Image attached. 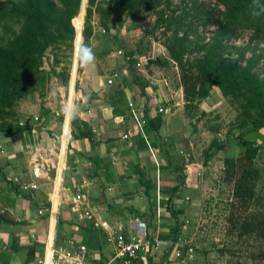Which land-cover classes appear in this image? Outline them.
Listing matches in <instances>:
<instances>
[{
  "label": "rangeland",
  "instance_id": "1",
  "mask_svg": "<svg viewBox=\"0 0 264 264\" xmlns=\"http://www.w3.org/2000/svg\"><path fill=\"white\" fill-rule=\"evenodd\" d=\"M204 1L209 5L208 11L213 9V0ZM127 3L128 1L122 4L120 0H95L90 9L88 1L81 0L78 15L71 20L73 39H58L41 57L38 74L43 78L42 85L38 84L37 90L0 110V122L4 120L12 126L15 138L2 133L0 136L20 140L23 149L19 153L21 162H43L54 172L52 165L57 167L58 163V131L62 126L70 130V118L63 115L62 108L66 103L71 104L75 98L72 89L76 94L79 89V77L83 68L78 66L75 46L83 39L86 10L89 8L91 34L83 42L93 49L97 61L107 67L109 59L120 57L129 69H134L144 85L145 78L149 77L167 109L164 116L172 123L168 146L174 147V150L177 147L175 160L183 177L180 199L174 203L173 209L183 211L178 217L181 224L178 239L183 244L192 246L193 254L174 260L171 253L164 257L165 248L156 254V261L151 263L264 264V237L254 233L240 236L237 226L233 224L232 214L236 213L232 198L233 187L224 177V160L236 158L243 151L236 146L238 135L258 146L260 152L254 160V167L259 174L254 180V198L248 211L241 210L239 213L264 217V129L246 132L245 128H240L241 113L236 101L224 98L218 89H212L203 102L191 107L186 104L182 88L183 74L190 69L193 74L197 72L195 64L200 55L195 53H205L202 47L211 45L217 27L209 24L203 27L196 18L189 17L192 27L187 30V41H191L189 50L194 54L184 57L185 67L178 66L165 50L172 35V27L169 31L166 30L165 19L171 13L175 17L182 15L190 0H179L176 5L173 0H138L132 7ZM214 17L213 15L211 19ZM104 23L107 24L105 28L102 26ZM2 24L1 22L0 36L12 39L3 30ZM13 28L17 30L18 26L14 25ZM183 33L184 30H179L178 36ZM97 34L110 42L107 43L110 50H100L93 44L92 39ZM251 37V31L238 30L223 43L233 47L248 45L264 49V38ZM223 57L235 59L236 54H224ZM245 57H250V52H246ZM254 71L264 77V56ZM34 117L38 120L35 121ZM70 123H77V118H71ZM71 127L73 131L74 126ZM214 141L221 143L223 148L219 151L213 149L208 162L204 163L205 151ZM188 166H191V174L187 172ZM24 171L27 172V169ZM111 256L109 254L104 261L110 260ZM132 264L150 262L146 259Z\"/></svg>",
  "mask_w": 264,
  "mask_h": 264
},
{
  "label": "crops",
  "instance_id": "2",
  "mask_svg": "<svg viewBox=\"0 0 264 264\" xmlns=\"http://www.w3.org/2000/svg\"><path fill=\"white\" fill-rule=\"evenodd\" d=\"M92 41L100 50H110L102 35ZM108 61L109 67L96 59L94 66L83 68L77 94L72 89L71 102L79 105L77 123L72 131L70 118V130L62 126L58 131L54 172L43 162H21L20 140L0 136V264H38L42 259L44 264H107L104 259L113 252L108 235L119 227L141 233L137 224L145 223L159 239L173 229L167 207L180 199L183 177L175 160L177 147L168 146L172 123L158 113L166 107L156 85L149 87V77L144 95L120 57ZM157 116L162 124L156 135L147 121ZM34 169L39 179H34ZM29 182L37 190L22 189ZM76 193L83 197L79 205L73 204ZM85 210L107 229H94L82 218ZM81 245L85 253L79 251ZM60 251L71 252L72 259H63ZM78 255L81 263L74 260Z\"/></svg>",
  "mask_w": 264,
  "mask_h": 264
},
{
  "label": "trees",
  "instance_id": "3",
  "mask_svg": "<svg viewBox=\"0 0 264 264\" xmlns=\"http://www.w3.org/2000/svg\"><path fill=\"white\" fill-rule=\"evenodd\" d=\"M87 1L91 9L95 0ZM126 1L132 7L138 0H120L122 4ZM213 1L214 7L208 11L209 5L204 0H190L182 15L175 17L174 13H171L165 19L166 30L169 31L172 27V35L165 50L178 66L185 67L184 57L194 54L189 50L191 41H187V30L192 27L189 17L196 18L203 27L208 24L217 27L211 45L202 47L205 53H195L200 55L195 64L197 72L193 74L190 69L182 76L186 104L191 107L198 106L209 96L211 90L216 88L224 98L236 101L241 113L240 128H245L246 132L262 130L264 77L254 70L264 56V49L251 48L248 45L233 47L223 42L238 30L251 31L252 39L264 38V0ZM80 4L81 0H0V23H3V30L12 37L5 39L0 36V110L12 106L17 99L37 90L38 84L42 85L43 78L38 74L41 57L58 39H73L71 20L78 15ZM90 9L86 10L82 31L84 42L91 34ZM213 15L215 17L211 19ZM14 25L18 26L17 30L13 28ZM102 26L105 28L107 24ZM179 30H184L182 36H178ZM246 52H250V57H245ZM232 53L236 54L235 59L223 57L224 54ZM129 70L145 95L146 84L139 80L134 69ZM147 123L152 125V130L157 135L162 124L161 117L157 116ZM72 125L74 126L73 123ZM0 133L15 138L12 126L4 120L0 122ZM80 136L82 137V133ZM222 146L214 141L205 151L204 163L208 162L213 149L219 151ZM236 146L243 150L242 153L236 158L224 160V177L232 183V198L236 208V213L232 214L233 224L237 226L240 236L254 233L264 237V217L239 213L241 210L248 211L254 198V180L259 174L254 167V160L259 155L260 148L241 135L236 137ZM167 211L175 224L173 229L167 235H161L160 239L174 243L181 231L178 217L183 211L174 210L169 206ZM33 250L31 247L28 252L33 255ZM169 252V249H166L164 257H167ZM147 260L152 264L150 257Z\"/></svg>",
  "mask_w": 264,
  "mask_h": 264
},
{
  "label": "built area",
  "instance_id": "4",
  "mask_svg": "<svg viewBox=\"0 0 264 264\" xmlns=\"http://www.w3.org/2000/svg\"><path fill=\"white\" fill-rule=\"evenodd\" d=\"M104 32V31H103ZM107 83L109 85L112 84V79H108ZM154 83L152 81L149 82V87L152 88ZM151 99H157L156 96L153 95V92L149 94ZM130 107H133L132 104H129ZM159 114L167 113V109L159 108ZM34 120L37 121L38 118L34 117ZM126 139L127 136L124 135ZM2 151H0L1 154ZM34 179H39L38 169L33 170ZM22 189L24 190H37V185L34 182L24 183L22 184ZM83 201V197L81 194L76 193L73 199L74 205H79ZM41 212L39 211V214ZM82 218L87 220L94 229L103 228L107 229L106 223L102 220L98 219L93 212L89 210H85ZM138 228L141 229V233L139 230L135 232L125 233L122 231L121 227L117 229L116 232L108 235V242L113 247V252L111 259L107 264H132L135 261H146L148 257L154 260L156 258V254H158L159 249L162 247L163 243L158 238V234L153 229H148L145 223H138ZM165 248L169 249V253L173 255L174 260L181 259L185 256L190 257L193 254L192 246L187 244H183L180 239H177L176 242L164 243ZM163 245V246H164ZM165 249V250H166ZM79 251L85 253L86 247L84 245L79 246ZM63 259H72L71 252H59ZM170 255V254H169ZM76 262L81 263L83 257L80 255L74 257ZM53 259V251L51 253V260ZM45 259L38 264H44Z\"/></svg>",
  "mask_w": 264,
  "mask_h": 264
},
{
  "label": "clouds",
  "instance_id": "5",
  "mask_svg": "<svg viewBox=\"0 0 264 264\" xmlns=\"http://www.w3.org/2000/svg\"><path fill=\"white\" fill-rule=\"evenodd\" d=\"M179 3V0H173V4L176 5ZM75 55L77 59L78 66L84 69H88L95 64V53L91 47L83 42V39L76 44L75 46ZM79 111V105L65 104L62 108V113L66 118H75Z\"/></svg>",
  "mask_w": 264,
  "mask_h": 264
}]
</instances>
